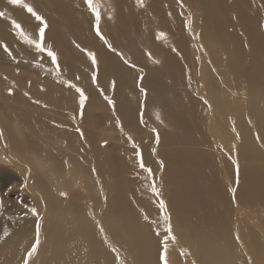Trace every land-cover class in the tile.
Returning a JSON list of instances; mask_svg holds the SVG:
<instances>
[{"label":"rangeland","instance_id":"obj_1","mask_svg":"<svg viewBox=\"0 0 264 264\" xmlns=\"http://www.w3.org/2000/svg\"><path fill=\"white\" fill-rule=\"evenodd\" d=\"M58 1L66 5L67 8L71 6V10L79 9L80 17L85 19L81 21L83 27L88 31L86 39L82 40L85 45L71 36L67 27L65 29L64 25L58 24L60 18L58 15L55 16L50 13L52 11L50 5L46 6L45 4L42 11L32 5L33 0H24V3L31 5L47 24L44 29L43 40L46 50L38 51L34 45L27 44L21 37L22 49L19 53L21 55L22 69L20 71L23 80L19 83L24 89L22 97L26 101L17 104L22 118L19 121L21 123L20 129L23 130L24 128V130L29 131V138L36 140L37 145L38 142L43 144L41 148L43 151L47 149L53 153L63 152L66 154L57 156V161L62 165V170L56 171L48 178L53 181V186H58V193L62 197H66L67 195L63 196L65 191H62L61 187L64 188L65 183H72L74 191L81 193L80 195L91 194L101 204V210H103L108 204L109 193L105 190V194L103 187L95 179L91 180L90 185H84L83 182H80L83 176L81 171L77 169L69 173L68 170L64 169L63 164L69 163L73 159L82 161V158L77 157L76 154L83 152L84 146L90 155L94 153V147L95 149H102L104 152L110 151L121 160L126 169L125 181L132 182L134 188L139 191L142 200H145L148 212L152 214L149 222L153 227L154 234L159 237L160 264H164L161 257L165 254V244L167 245L166 258L168 264H198L195 258L197 256L195 250L189 245L183 244V241L176 234L165 196L168 183L165 179L167 164L164 154L167 155L172 148L169 144H165L164 141L168 138L167 135L163 136V134L171 133L174 129L166 122L160 107L155 103L151 104L154 97L151 95V88L145 80L149 78L155 84H167L169 93L173 96L171 97L173 103L178 104L179 100L181 102L178 108L173 109L174 114H180L181 110H184L182 102L184 95H187L188 102L190 101L189 114L183 111L185 118L183 116L182 118L189 120V116H194V120L190 121L193 139L189 144L177 141L176 146L179 151L188 152V156L210 171L211 177L208 184L210 187L212 186L211 195L216 194L215 202L221 203L219 209L225 215L228 235L233 241L237 253H239L237 258L231 254L230 260H233L234 264H264V247L262 248L264 235L261 234V227L251 213L252 209L245 207L236 192L239 190L238 178H240L243 163H251L256 171L264 172V169L259 168V166L264 168V144L261 143L264 134L261 136L258 133L255 124L248 116H245V119H241L239 116L226 119L223 115L230 108L238 109L244 107L245 104L257 108L260 112L256 111L260 116L264 115V84L261 87L247 88L242 83L245 80L244 76L235 74L237 81L231 78L234 77L233 74H230L224 65L225 59H227L223 60L226 57L225 54L218 49L215 43L213 44V41L204 40L202 36L201 26L205 17L201 12H197L195 4H187L185 0H158L161 9L167 11L166 15L168 14L166 22L158 24L150 16L144 0H132L136 12L140 13L136 15L144 20H141L142 27L144 28V22L145 26H148L144 30L148 40L147 43L145 41V43L135 44L128 52L124 51L125 49L121 46H114L106 36L108 24L113 27L116 20L111 12L112 7L107 6L104 3L105 0H92V2L100 13L99 31L111 44V49L97 35L96 14L88 6L87 0ZM1 2L5 8H11L16 13L19 11L21 18L19 20L13 18V20L22 26L28 36L39 39V29L44 27L41 21H38L21 5H13L9 0H1ZM42 4L43 2L40 3V5ZM4 7L0 5V11H3ZM69 15L75 17L77 21L73 11H69ZM48 16H51L52 20ZM255 17L259 20L264 36V12L257 10ZM173 18H176L178 23L173 22ZM166 24L167 26H165ZM13 28L16 30L14 26ZM167 31L172 32L170 38H167ZM230 31L236 30L230 28ZM236 33L240 36L238 31ZM207 41H209L210 48ZM95 44L101 45L108 53L112 54L115 60L114 66L123 77L120 97L125 99L127 112L133 114L132 117L135 119L133 128L125 123L124 116L117 111L118 104L112 78L110 79L108 75L105 77L104 84L98 82L96 67L99 62L95 51H93ZM158 47H162L167 50L166 53H169V61L173 71L168 72L163 68V57L153 56V52ZM47 49L55 53V62L48 55ZM89 52L95 54V64L88 56ZM4 54L10 59V52L6 51ZM234 54L232 62H238L237 55L245 61L249 59L246 52ZM214 58L223 64L222 67L218 66L216 60H213ZM8 66L14 68L12 63ZM172 74H176L178 80L181 81L180 84H170L169 76ZM255 75H260L259 78L264 81V70L261 73L256 72ZM31 79L34 81L35 79L43 80V83L46 80L48 83L47 86L34 83V87H32L33 81ZM209 80L212 81V84H206V81L209 82ZM46 87L59 93L60 104L61 95L68 94L66 104L59 105L58 110L51 109L48 103L50 101L45 97L43 99ZM78 89L82 90L87 98L83 107L80 105ZM11 105H14V102ZM12 114L10 117H13ZM262 123H264V119ZM86 127H92V146L84 132ZM51 129L72 132L78 139L77 146L69 144L72 137L66 139L65 136L58 135L59 132L52 135L51 140L49 138L50 142L46 145L44 140L51 135ZM247 137L251 140L250 147L257 148L255 153L251 155L242 153ZM76 147H80L81 151H77ZM37 154L39 153L35 152L29 156L34 158ZM104 155L106 156V154ZM40 156H43L41 152ZM169 158L173 161L177 159V162L181 159L180 155L175 154ZM40 161L44 162L43 160ZM141 162L144 167H141ZM14 164L24 167L25 171L31 169L21 161L3 163L6 167H14ZM49 175L50 173H45L44 178H41L42 181H45ZM24 176L25 174L22 175L15 168L12 171L0 169V248L8 242L4 239V235L6 237V235L12 234L10 227L14 228L19 224L30 222L33 225L32 228L36 230L35 236L38 234L39 226L41 227L45 220V211L40 208V206H44L41 198L36 195L34 183L28 182ZM106 177L110 186L113 182L115 183L113 176L106 174ZM127 192L126 198L132 207L141 213L146 212V209L143 208L142 210L141 207L135 205L129 189ZM161 201L165 204L164 209L160 208ZM90 205H94L92 199ZM166 215L167 221L165 220ZM169 226L171 227L170 232L168 231ZM253 235L257 238L256 244L262 250L256 249L252 240ZM173 237L175 238L173 239ZM225 239L230 241L228 237ZM38 245H40L39 242L33 246L36 251L28 257L27 261L29 260V262L26 261L28 264H31L32 258L37 255ZM178 255L181 257L178 258ZM178 259L180 263H177Z\"/></svg>","mask_w":264,"mask_h":264},{"label":"bare ground","instance_id":"obj_2","mask_svg":"<svg viewBox=\"0 0 264 264\" xmlns=\"http://www.w3.org/2000/svg\"><path fill=\"white\" fill-rule=\"evenodd\" d=\"M42 2L43 4L40 5ZM144 2L150 16L158 24L166 22L168 19L167 11L161 9L158 0H144ZM185 2L195 4L197 12L199 11L204 15L205 20L201 26L202 36L204 40L213 41V44L215 43L218 49L225 54L226 57L223 60L227 59H225L224 65L226 70L233 74L234 77L231 78L237 81L235 74L242 75L245 79L242 83L247 88L261 87L264 81L259 78L260 75L255 74L264 70V36L255 13L257 10L264 12V0H185ZM31 3L42 11L45 4L46 6L50 5L52 8L50 13L55 16L58 15L60 18L58 24L64 25L65 29L67 27V31L78 42L86 39L88 31L83 27L81 21L85 19L80 17L79 9L71 10V6L67 8L58 0H41L39 2L33 0ZM104 3L112 7L111 12L116 20L113 27L108 24V30L106 29V36L114 46H121L125 49L124 51L129 52L135 44L145 43V41L147 43L148 38L145 36L144 30L148 26H145L144 20L136 15L138 12H136L135 5H132V0H105ZM0 5L4 7L1 0ZM3 11L5 16L0 17V162H2L0 169L12 171L15 168L22 175L25 174V179L34 183L36 195L41 198L44 206H40V208L44 209L46 215L41 227L39 226L38 234L35 236L36 230L32 228L33 225L30 222L19 224L14 228L10 227L12 234L6 235V237L4 235V239L8 242L0 248V264H28V254L37 242L40 243L39 249L37 255L34 258L31 257V264H160L159 237L154 234L153 227L149 222L152 214L148 212L145 200H142L139 191L134 188L132 182L125 181V166L114 154L94 147V153L90 155L85 146L82 148L83 152H80V147H76L77 151L80 152L76 156L82 158V161L73 159L71 162L63 164L64 169L68 170L69 173L79 169L83 175L80 182H83L84 185H90L91 180L95 179L103 187L105 194L106 191L109 193L108 204L103 210H101V204L91 194L80 195L81 193L74 191L72 183H65L64 188L61 187V190L65 191L63 196L67 195L62 197L58 193V186H53V181L48 179L56 171L62 170V165L57 161V156L66 154L63 152L53 153L47 149L43 151L41 149L43 144L38 142L37 145L36 140L29 138V131L24 130V128L21 130L19 127L21 126L19 121L22 118L17 104L26 101L22 97L24 89L19 83L23 80L20 71L22 69L21 55L19 53L22 49V40L19 31L14 30L11 20L13 18L19 20L21 15L19 11L16 13L7 7ZM69 11H73L77 21L75 17L69 15ZM51 16L53 17V15ZM51 16L48 17L52 20ZM173 19V22L178 23L176 18ZM141 20H143L144 28L141 25ZM230 28L238 31L240 36L236 31L231 32ZM166 35L167 38H170L172 32L167 31ZM83 44L85 45V43ZM4 45H7V50H5ZM207 45L210 48L209 41H207ZM6 51L11 54L10 59L4 54ZM93 51H95L99 62L96 67L98 82L104 84L105 77L108 75L110 79L112 78L118 104L117 111L124 116L125 123L133 128L135 119L132 117L133 114L127 112L125 99L120 97L123 77L114 66L115 60L112 54L99 44L93 46ZM166 52L167 50L158 47L153 52V56L163 57V68L168 72L173 71L169 61L170 55ZM239 52H246L249 59L245 61L237 55L238 62H232L234 53ZM213 60H216L218 66L222 67L223 64L218 59L214 58ZM10 63L14 65V68L8 66ZM176 74L169 76L170 84H180L181 81L178 80ZM31 81H33L32 87H34V83L42 84V86H47L48 83L46 80L43 83V80L38 79L35 81L31 79ZM145 82L151 88V95L154 97L151 104L155 103L160 107L166 122L174 129L171 133H164L163 136L167 135L168 139L164 142L172 148L167 155L164 154L167 164L165 179L168 183L165 196L176 234L183 241V244H187L195 250L197 254L195 258L198 264H234L229 257L233 254L237 258L239 253H237L238 251L228 235L225 215L219 209L221 203L215 202L216 194L211 195L212 186L210 187L208 184L211 177L210 171L188 156V152L183 153L176 146L177 141L189 144L193 139L190 121L194 120V116H189V120L183 119L185 118L183 111L189 114L190 101L188 102L187 95H184L182 97L184 110H181L180 114H174L173 109L178 108L181 102L179 100L178 104L173 103V98H171L173 96L169 93L168 85L155 84L149 78ZM208 83L212 84V81H206V84ZM45 89L46 93L43 99L45 97L50 101L48 103L51 109L58 110L59 105L66 104L68 94L61 95L60 104L59 93L54 89L50 90L47 87ZM13 102L14 105H11ZM61 108L63 107L61 106ZM256 110L258 109L254 106L245 104L244 107L238 109L230 108L223 115L226 119L235 116L245 119V116H248L262 136L264 134V123H262L264 115L260 116ZM11 114L13 117H10ZM197 120L199 121V119ZM50 127L52 126L50 125ZM31 128L33 129L32 126ZM50 132L51 135L44 140L46 145L50 142L52 135L59 132L57 134L65 136L66 139L72 137L69 144L77 146L78 139L72 132L55 129H51ZM84 132L92 146V127H86ZM261 143L264 144V136ZM250 144L251 140L247 137L242 149L244 155L255 153L257 148H251ZM35 152L39 153L34 157L35 159L29 156ZM40 152L43 156H40ZM44 152L45 154H43ZM174 154L180 155V161L177 162V159L176 161L170 160L169 157ZM16 161L25 163L31 169L25 171L24 167L15 164L14 167L3 165L6 162L13 163ZM256 168L264 169L260 166ZM45 173H50V175L46 177L45 181H42L41 178H44ZM106 174L115 178V183L113 182L111 186L107 183ZM238 179L237 196L245 207L252 209L251 213L261 227V234L264 235V172L256 171L251 163H243ZM128 189L135 205L141 207L142 210L143 208L146 209V212H142V214L127 201ZM91 199L94 203L93 206L90 205ZM227 237L230 241L225 239ZM252 240L256 249H261L256 244L257 238L255 236L252 237ZM177 257L180 258L181 256L178 255ZM177 263H180L179 259Z\"/></svg>","mask_w":264,"mask_h":264},{"label":"snow or ice","instance_id":"obj_3","mask_svg":"<svg viewBox=\"0 0 264 264\" xmlns=\"http://www.w3.org/2000/svg\"><path fill=\"white\" fill-rule=\"evenodd\" d=\"M9 2L13 5H21L23 8L27 9V11L29 13H31L38 21H41L42 24H44V27H41L39 29V39H33L30 36H28L25 31L23 30L22 26L17 23L15 20L12 21V25L19 31V35L25 40V42L29 45H34L35 48L40 51L43 52L45 51V47L43 45V40H44V29L47 27L46 22L43 20V17L38 15L35 10L33 9V7L27 3H24V0H9ZM87 4L89 7L92 8L93 12H95L96 14V24H97V35L100 36V38L104 41L105 44L108 45V47L111 49V44L108 43L107 39L100 33L99 31V22H100V13L99 11L96 9V7L93 5L92 0H87ZM5 16V13L3 11H0V17ZM163 35V34H162ZM5 50H7V45H4ZM113 51H115L114 49H112ZM48 55L50 57H52L53 62H55L56 60V55L54 52H52L50 49H47ZM88 56L91 57L92 59V63L95 64L96 63V58H95V54L92 52L88 53ZM93 79H95V76H93ZM114 83V82H113ZM78 91L80 92V105L81 107H83L85 100L87 99L84 94L83 91L78 89ZM141 167H144L143 163L141 162ZM149 172H151L150 169H148ZM153 191H155V189H153ZM160 208L164 209L165 208V204L161 201L160 202ZM33 212H35V209H33ZM165 220H168L167 215L165 216ZM168 231H171V227L169 226ZM175 237H173L174 239ZM38 243V242H37ZM36 251V248L33 247L32 251L29 252V256H31L34 252ZM164 255L161 257V259L163 260L164 264H168L167 258H166V253H167V245L165 244V248H164Z\"/></svg>","mask_w":264,"mask_h":264}]
</instances>
